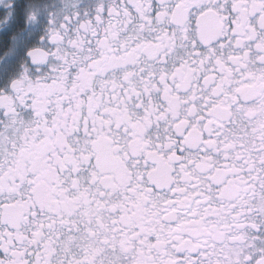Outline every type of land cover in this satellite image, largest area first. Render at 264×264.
<instances>
[{"label": "clouds", "instance_id": "clouds-1", "mask_svg": "<svg viewBox=\"0 0 264 264\" xmlns=\"http://www.w3.org/2000/svg\"><path fill=\"white\" fill-rule=\"evenodd\" d=\"M0 264H264V0H0Z\"/></svg>", "mask_w": 264, "mask_h": 264}]
</instances>
